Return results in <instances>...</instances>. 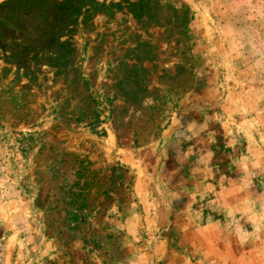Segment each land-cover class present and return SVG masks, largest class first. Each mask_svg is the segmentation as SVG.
<instances>
[{
	"label": "rangeland",
	"instance_id": "374dc122",
	"mask_svg": "<svg viewBox=\"0 0 264 264\" xmlns=\"http://www.w3.org/2000/svg\"><path fill=\"white\" fill-rule=\"evenodd\" d=\"M0 264H264V0H0Z\"/></svg>",
	"mask_w": 264,
	"mask_h": 264
}]
</instances>
